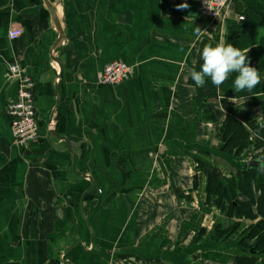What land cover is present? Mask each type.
Returning <instances> with one entry per match:
<instances>
[{
	"label": "crops",
	"instance_id": "obj_1",
	"mask_svg": "<svg viewBox=\"0 0 264 264\" xmlns=\"http://www.w3.org/2000/svg\"><path fill=\"white\" fill-rule=\"evenodd\" d=\"M228 4L211 21L196 0H0V264H264L241 243L248 224L232 228L203 191L210 169L199 168L238 163L221 149L222 97L205 119L189 73L239 26L261 83L225 101L253 116L264 141V0ZM112 61L132 74L101 84ZM12 63L33 81L38 139L25 149L7 111Z\"/></svg>",
	"mask_w": 264,
	"mask_h": 264
},
{
	"label": "trees",
	"instance_id": "obj_2",
	"mask_svg": "<svg viewBox=\"0 0 264 264\" xmlns=\"http://www.w3.org/2000/svg\"><path fill=\"white\" fill-rule=\"evenodd\" d=\"M244 32V28L237 27L228 43L241 50L250 46L252 42L247 39ZM250 66L257 68V64H253L251 59ZM235 77L236 73L231 74L219 87L214 86L210 78H206L205 85L198 89V98L204 105L205 119H213L214 116L208 100L216 95L223 99L222 104L226 117L217 130L223 143L221 149L224 154L238 158L245 152V156L251 155L250 159L262 160L264 141L255 119L248 112L225 101L227 97H240L257 92L259 87L257 85L251 93L237 92L234 88ZM253 133L257 135L255 136L256 141L251 138ZM207 168L210 169L209 173L206 171ZM203 169L207 176V195L210 198L215 196L213 200L215 205L222 207L226 202V205L231 208L228 212L226 211L227 214L231 215L233 212L237 217L242 216L249 220L257 218L255 223L250 224L244 230L241 243L251 253L264 254V172L259 166L248 167V161L237 163L235 171L228 177L222 174L218 177L211 170L212 168L206 165ZM237 226L238 223H234L232 228Z\"/></svg>",
	"mask_w": 264,
	"mask_h": 264
},
{
	"label": "built area",
	"instance_id": "obj_3",
	"mask_svg": "<svg viewBox=\"0 0 264 264\" xmlns=\"http://www.w3.org/2000/svg\"><path fill=\"white\" fill-rule=\"evenodd\" d=\"M197 13L207 20H216L222 17L228 8V0H196ZM20 28H13L8 32L10 39L21 35ZM9 77L16 82V98L7 106L11 116V133L13 142L18 147L27 148L38 139V127L35 116V106L32 94L33 81L17 63L7 67ZM132 67L121 61L107 63L99 82L105 85H119L132 74Z\"/></svg>",
	"mask_w": 264,
	"mask_h": 264
},
{
	"label": "clouds",
	"instance_id": "obj_4",
	"mask_svg": "<svg viewBox=\"0 0 264 264\" xmlns=\"http://www.w3.org/2000/svg\"><path fill=\"white\" fill-rule=\"evenodd\" d=\"M178 10L188 8L187 3L177 5ZM243 20V18H242ZM197 34L202 32L195 28ZM249 49L241 50L222 39L216 46L206 45L201 53L202 63L200 70H191L189 75L195 86L203 87L206 78L219 87L231 74L236 73L234 88L237 92L251 93L261 83L257 68L250 66ZM261 171H264V158L257 162Z\"/></svg>",
	"mask_w": 264,
	"mask_h": 264
},
{
	"label": "rangeland",
	"instance_id": "obj_5",
	"mask_svg": "<svg viewBox=\"0 0 264 264\" xmlns=\"http://www.w3.org/2000/svg\"><path fill=\"white\" fill-rule=\"evenodd\" d=\"M253 117V116H252ZM255 122L257 123V121L255 120ZM255 136H257L256 135V133H253V136L251 137L252 138V140L253 141H256L255 139ZM244 153L245 152H243L242 154H241V156L240 157H238V158H232V159H234L235 161H237L238 163H239V161L241 160V159H243V162H246V161H248V159L249 158H251V155H248V156H245L244 155ZM245 156V157H244ZM225 157H226V155H225ZM221 159H222V161H223V159L224 158H222L221 157ZM224 162V161H223ZM222 162V163H223ZM226 163V162H225ZM235 164V163H234ZM199 168H201V170H203V168H204V166H201V167H199ZM206 168V167H205ZM229 169H231V171H230V173H232V172H234L233 170H232V168H231V166L229 167L228 166V168L226 169H223L224 171V173L225 174H227L229 171ZM224 173H222L221 172V174L223 175ZM206 194H207V183H205V188H204V190H203ZM240 198H242V196L240 195ZM211 199L212 200H214L215 199V196L213 197V196H211ZM214 206H215V208L217 209V211H219L220 213L222 212V214L223 215H228L229 217L231 216L232 217V223L234 224V223H243V222H246L248 225H247V227L250 225V224H252V223H255L256 222V220H257V218L255 219V220H249V219H247V218H243L242 216H240V217H237L233 212L231 213V215L228 213L227 214V212H228V210H231V208H229L230 206H228V205H226V202L223 204V206L222 207H218L217 205H215L214 204ZM227 211V212H226ZM222 224H224V222H222V220H221V222H219V223H217L216 225H215V228L217 229V225H220V227H222L221 225Z\"/></svg>",
	"mask_w": 264,
	"mask_h": 264
},
{
	"label": "water",
	"instance_id": "obj_6",
	"mask_svg": "<svg viewBox=\"0 0 264 264\" xmlns=\"http://www.w3.org/2000/svg\"><path fill=\"white\" fill-rule=\"evenodd\" d=\"M258 161H261V160H259V159H251V160H249L248 161V167L259 166V164L257 163ZM211 170L214 171L218 175V177H221V172H220V170L218 168L214 167ZM207 172L209 173L210 170H208Z\"/></svg>",
	"mask_w": 264,
	"mask_h": 264
}]
</instances>
